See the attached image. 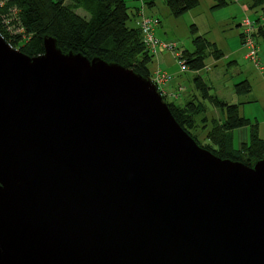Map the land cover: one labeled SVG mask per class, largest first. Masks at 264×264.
<instances>
[{"label":"water","instance_id":"1","mask_svg":"<svg viewBox=\"0 0 264 264\" xmlns=\"http://www.w3.org/2000/svg\"><path fill=\"white\" fill-rule=\"evenodd\" d=\"M0 34V264H264V159L201 147L132 69Z\"/></svg>","mask_w":264,"mask_h":264},{"label":"trees","instance_id":"2","mask_svg":"<svg viewBox=\"0 0 264 264\" xmlns=\"http://www.w3.org/2000/svg\"><path fill=\"white\" fill-rule=\"evenodd\" d=\"M170 14L180 17L195 8L199 0H164ZM231 0H214L211 9H217ZM264 0H251V6L263 4ZM155 0L130 11L126 0H0V34L14 48L18 47L28 56L35 57L45 53V38L53 37L57 47L64 53H81L89 59H102L107 63L119 64L135 73L149 78L152 72L149 63L153 54L145 46L141 32L129 21L138 18V12L152 8ZM78 10L84 11L81 14ZM133 16V17H132ZM23 29L26 37L23 36ZM192 49H184L180 59L189 70H200L206 66L205 59L212 56L220 59L223 51L215 42L197 34L195 24L190 29ZM263 33L262 27L254 30L252 36ZM243 38V33L241 34ZM17 49V48H16ZM200 99H190L183 105L167 102L176 119L192 138L203 148L220 158L238 160L247 165L264 159V140L258 135V124L239 113L238 103H229L210 93V86L200 77L193 78ZM237 94L250 92L247 80L234 84ZM221 110L223 119H212L207 132L209 142L200 143L194 133L198 117L206 123L205 100ZM203 126H206L203 124ZM247 127L248 141L239 148L233 146V130Z\"/></svg>","mask_w":264,"mask_h":264},{"label":"rangeland","instance_id":"3","mask_svg":"<svg viewBox=\"0 0 264 264\" xmlns=\"http://www.w3.org/2000/svg\"><path fill=\"white\" fill-rule=\"evenodd\" d=\"M126 2L130 6V11L132 13L135 8L146 4L147 0H126ZM209 3L210 0H200V7L198 10L200 12H209V10H212V15H220L218 19L207 17L204 20L201 18L203 16L202 13L197 14V11L189 13L198 16L196 20L199 21L198 25L200 30H197V34L201 35L206 32V38L215 42L217 47L223 51V56L218 60L214 59L212 56L206 58V66L201 73L202 77L204 78V81L211 86V94H216L218 97L227 100L229 103H239V113L242 116L257 122L258 135L264 140V70L262 71V74L254 67V63L250 59L247 61L243 58L244 55L247 54L248 49L242 44L240 38V34L244 31V27L237 25L248 18L253 22L254 30H257L260 26L262 27L263 33H258L256 36H253V40L257 47L259 66H262L264 69V21H259L261 17L264 18V9H251L247 12L239 11L237 9L232 12V7H230L232 2L217 9H211V6L214 3L212 5ZM215 10L217 13L213 12ZM78 12L83 15L86 14L82 10H78ZM222 12L228 13L222 15ZM142 13H145L146 15H154L161 19V25L154 29L155 37L160 42L166 44L175 43L177 48L175 49L176 53H182L184 49H192V35L190 29L195 22L189 17L190 15L185 14L180 17H173L164 0H155V5L152 8H145ZM140 14L141 13L138 12V17ZM135 22L136 21L132 19L129 21V25L135 26ZM207 25H210V27H207ZM23 36L26 37L24 29ZM16 48L18 49V47ZM173 50L163 47L158 48L157 53L153 54L152 61L149 63V69L152 74L146 79L150 81L153 78L154 73L157 71L165 72L171 76L168 81L160 83L161 89L164 91L162 97L165 102L167 101L173 102L177 105H183L186 102L183 99L186 98H189L188 101L190 99L196 101L197 98L200 99V92L195 88L193 78L198 75V72L186 69V67L184 69ZM230 52H234L235 54L232 55ZM158 58H161V61ZM233 58L236 60V64L231 63ZM210 60H213L212 64ZM160 62H162L161 65ZM245 78L249 80L252 87L251 91L246 94L235 95V90L233 92L234 84ZM171 81L175 82V84L179 83L181 85L177 86L176 89L171 88ZM179 96L180 98H178ZM242 100L252 101L240 103ZM205 106L208 120L204 123L201 120V116L198 117L196 128L194 129V133L198 136V139L202 144L209 142L206 136L208 130L212 126L211 120L214 118L217 122H221L223 119L221 110L215 108L208 99L205 100ZM203 124L206 126H203ZM235 145H237L236 140ZM254 163L255 162L253 161L250 162V164Z\"/></svg>","mask_w":264,"mask_h":264},{"label":"built area","instance_id":"4","mask_svg":"<svg viewBox=\"0 0 264 264\" xmlns=\"http://www.w3.org/2000/svg\"><path fill=\"white\" fill-rule=\"evenodd\" d=\"M142 8V6H141ZM144 10L141 9L140 15L138 19L136 20L135 24L137 28L141 32L142 40L145 46L149 49L150 53L156 54L159 47L168 48L174 51V54L179 58L182 67L184 66V61L180 59L181 53H176L175 49L176 45L175 43H163L160 42L154 34V29L157 27L160 23V19L157 16L153 15H146L145 13H142ZM242 25L244 26V32H243V44L247 47V57L252 60V62L259 67V61L257 59V47L254 43L252 32L254 31V24L251 22L248 18L242 21ZM155 75V77H154ZM153 75V78L150 80V82L155 86L156 90L159 92L161 96H163L164 91H162L160 83H163L165 81H168L171 76L165 72H155Z\"/></svg>","mask_w":264,"mask_h":264},{"label":"crops","instance_id":"5","mask_svg":"<svg viewBox=\"0 0 264 264\" xmlns=\"http://www.w3.org/2000/svg\"><path fill=\"white\" fill-rule=\"evenodd\" d=\"M232 2V3H231ZM214 3V1L213 0H210V5H212ZM230 3H231V6L230 7H232V12L233 11H235V10H239V11H243V12H247V11H249V10H257V9H259V8H262V9H264V3L263 4H260V5H257V6H251L250 5V3H251V0H231L230 1ZM226 6V5H225ZM199 7H200V0H199V4L195 7V8H193V9H190V10H188L185 14H187V15H190L189 17L190 18H192V21L193 22H195V23H193V24H195V26L197 27V30H200L199 29V25H198V22L199 21H197L196 20V18L198 17V16H194V14H189V13H192V11H197V14H199V13H202L203 14V16L201 17V18H203L204 20L208 17V18H210V17H213V18H216V19H218V17H220V15H217V14H214V15H212V10H209V12H206V11H199L198 9H199ZM224 7V6H223ZM213 12H215V13H217L216 12V10L215 11H213ZM231 12V13H232ZM226 13H228V12H226ZM226 13H223L222 12V15H224V14H226ZM185 14H183V15H185ZM196 14V15H197ZM182 15V16H183ZM227 16H230V15H227ZM193 18H195V19H193ZM259 21H264V18L263 17H261L260 19H259ZM260 23V22H259ZM197 24V25H196ZM159 25H161V19H160V23H159ZM158 25V26H159ZM238 26L239 25H241V26H243L242 25V22H240L239 24H237ZM157 26V27H158ZM156 27V28H157ZM207 27H210V25H207ZM244 27V26H243ZM261 27V26H260ZM255 29V28H254ZM244 32V31H243ZM242 32V33H243ZM241 33V34H242ZM241 34H240V38H241V42H242V44H243V38L241 37ZM202 36H204V37H206V35H207V33L205 32V33H203V34H201ZM244 45V44H243ZM245 46V45H244ZM161 48V47H160ZM245 48L247 49V47L245 46ZM230 53H232V55H234L235 53L234 52H230ZM245 60H247V61H249V59L250 58H248L247 57V55L245 54L244 55V57H243ZM160 61H161V58H158ZM206 60V59H205ZM218 60V59H217ZM251 60V59H250ZM212 61L213 60H210V62H211V64H212ZM252 61V60H251ZM206 62V61H205ZM231 63H233V64H236V60L233 58V60H231ZM162 64V62H160V65ZM254 67L258 70V71H260L261 73H262V71L264 70L263 68H262V66H259V67H257L255 64H254ZM185 69V68H184ZM187 69V68H186ZM185 71V70H184ZM198 73V75H196V76H200L203 80H204V78L202 77V71H203V68L202 69H200V70H196ZM181 72H183V71H181ZM263 74V73H262ZM264 75V74H263ZM178 78H181V77H178ZM243 80H247L248 82H249V80L247 79V78H245V79H243ZM173 81H175V80H173ZM173 81H171V83H170V87L171 88H177V86H180L181 84H175V82H173ZM237 83V82H236ZM208 84V83H207ZM209 85V84H208ZM210 86V85H209ZM168 87V86H167ZM210 88H211V86H210ZM251 89H252V87H251ZM251 91V90H250ZM233 92H234V89H233ZM213 95V94H212ZM235 95H237L238 96V94L235 92ZM215 96H217L216 94H215ZM218 97V96H217ZM178 98H180V96L178 97ZM218 98H220V97H218ZM238 98V97H237ZM188 99L189 98H186V99H183V100H185V101H188ZM220 99H222V98H220ZM222 100H225V99H222ZM225 101H227V100H225ZM252 100H250V101H244V100H242V102H240V103H246V102H251ZM228 102V101H227ZM233 103H237V102H233ZM239 104V103H238ZM218 109V108H217ZM235 140H236V143H237V145H235ZM248 140V128L247 127H241V128H238V129H235V130H233V139H232V142H233V146H234V148H239V146L242 144V143H244V142H246Z\"/></svg>","mask_w":264,"mask_h":264},{"label":"bare ground","instance_id":"6","mask_svg":"<svg viewBox=\"0 0 264 264\" xmlns=\"http://www.w3.org/2000/svg\"><path fill=\"white\" fill-rule=\"evenodd\" d=\"M154 16V15H153ZM159 18V17H158ZM160 19V18H159Z\"/></svg>","mask_w":264,"mask_h":264}]
</instances>
